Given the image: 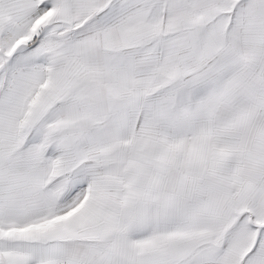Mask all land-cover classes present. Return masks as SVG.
<instances>
[{"label": "snow or ice", "instance_id": "snow-or-ice-1", "mask_svg": "<svg viewBox=\"0 0 264 264\" xmlns=\"http://www.w3.org/2000/svg\"><path fill=\"white\" fill-rule=\"evenodd\" d=\"M0 264H264V0H0Z\"/></svg>", "mask_w": 264, "mask_h": 264}]
</instances>
